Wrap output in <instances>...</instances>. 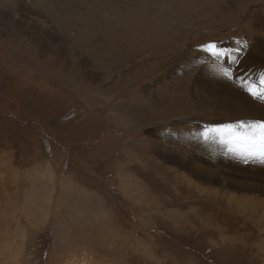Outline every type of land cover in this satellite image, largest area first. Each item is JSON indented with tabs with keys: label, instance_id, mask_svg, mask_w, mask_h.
Wrapping results in <instances>:
<instances>
[{
	"label": "rangeland",
	"instance_id": "1",
	"mask_svg": "<svg viewBox=\"0 0 264 264\" xmlns=\"http://www.w3.org/2000/svg\"><path fill=\"white\" fill-rule=\"evenodd\" d=\"M62 1L0 0V264H264V163L199 134L264 120V0Z\"/></svg>",
	"mask_w": 264,
	"mask_h": 264
},
{
	"label": "snow or ice",
	"instance_id": "2",
	"mask_svg": "<svg viewBox=\"0 0 264 264\" xmlns=\"http://www.w3.org/2000/svg\"><path fill=\"white\" fill-rule=\"evenodd\" d=\"M213 55H222L211 46ZM205 140H218L230 152L264 163V120L239 121L206 126L199 133Z\"/></svg>",
	"mask_w": 264,
	"mask_h": 264
},
{
	"label": "bare ground",
	"instance_id": "3",
	"mask_svg": "<svg viewBox=\"0 0 264 264\" xmlns=\"http://www.w3.org/2000/svg\"><path fill=\"white\" fill-rule=\"evenodd\" d=\"M54 1H56V2H62L63 4H64V1H62V0H54ZM230 2H233V1H235V0H229ZM57 4V3H56ZM61 4V3H60ZM73 4V3H72ZM79 6V5H78ZM60 7V6H59ZM96 8V7H95ZM106 8V7H105ZM72 9V8H71ZM100 9H101V7H100ZM73 10V9H72ZM105 10V9H104ZM69 11V10H68ZM93 11V10H92ZM95 12V11H94ZM73 13V12H72ZM92 16L93 15H90V18H92ZM3 173H5V171H3ZM1 191V190H0ZM6 192V191H5ZM33 192V191H32ZM1 193V192H0ZM34 193V192H33ZM0 197L2 198V200H1V203H3L1 206L2 207H6V204L4 203V202H6V201H8L9 199V197L6 195V194H4L3 192L0 194ZM0 206V207H1ZM39 206H41V205H39ZM10 208V207H9ZM5 209V208H4ZM8 209V208H7ZM107 235L105 236V240H109V241H113L112 239L113 238H115V235H116V232H115V228L114 227H107ZM5 252V249H4V247H3V253ZM54 257V256H53ZM52 257V258H53ZM4 258H6V257H3V258H1V260L2 261H5V259ZM55 260H56V258L54 259L53 258V260H52V262H54L55 264H56V262H55ZM3 262H1V264H2Z\"/></svg>",
	"mask_w": 264,
	"mask_h": 264
}]
</instances>
